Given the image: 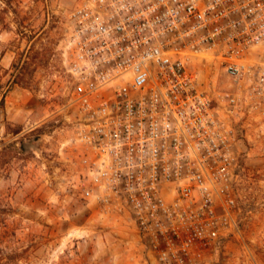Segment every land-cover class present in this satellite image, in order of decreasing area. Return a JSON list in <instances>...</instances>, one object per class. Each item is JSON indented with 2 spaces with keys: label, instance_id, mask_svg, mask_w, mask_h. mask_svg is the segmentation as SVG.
Returning a JSON list of instances; mask_svg holds the SVG:
<instances>
[{
  "label": "built area",
  "instance_id": "built-area-1",
  "mask_svg": "<svg viewBox=\"0 0 264 264\" xmlns=\"http://www.w3.org/2000/svg\"><path fill=\"white\" fill-rule=\"evenodd\" d=\"M68 21L71 189L127 214L156 264H194L262 188L239 132L264 114V0H82Z\"/></svg>",
  "mask_w": 264,
  "mask_h": 264
},
{
  "label": "rangeland",
  "instance_id": "rangeland-1",
  "mask_svg": "<svg viewBox=\"0 0 264 264\" xmlns=\"http://www.w3.org/2000/svg\"><path fill=\"white\" fill-rule=\"evenodd\" d=\"M81 1L0 0V264H156L127 214L101 213L71 189L82 147L62 47ZM204 76L222 86L217 72ZM239 135L241 164L262 188L239 232L194 264H264V114Z\"/></svg>",
  "mask_w": 264,
  "mask_h": 264
},
{
  "label": "trees",
  "instance_id": "trees-1",
  "mask_svg": "<svg viewBox=\"0 0 264 264\" xmlns=\"http://www.w3.org/2000/svg\"><path fill=\"white\" fill-rule=\"evenodd\" d=\"M5 97H6L5 92H3V93L0 94V107H3L4 101H5Z\"/></svg>",
  "mask_w": 264,
  "mask_h": 264
}]
</instances>
